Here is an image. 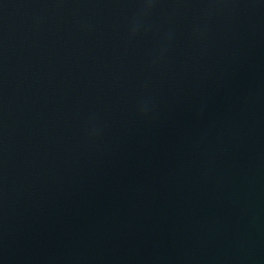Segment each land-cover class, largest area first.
<instances>
[{"label": "water", "instance_id": "95a60500", "mask_svg": "<svg viewBox=\"0 0 264 264\" xmlns=\"http://www.w3.org/2000/svg\"><path fill=\"white\" fill-rule=\"evenodd\" d=\"M0 264H264V0H0Z\"/></svg>", "mask_w": 264, "mask_h": 264}, {"label": "clouds", "instance_id": "9594fccd", "mask_svg": "<svg viewBox=\"0 0 264 264\" xmlns=\"http://www.w3.org/2000/svg\"><path fill=\"white\" fill-rule=\"evenodd\" d=\"M152 0H148L149 5L151 4Z\"/></svg>", "mask_w": 264, "mask_h": 264}]
</instances>
